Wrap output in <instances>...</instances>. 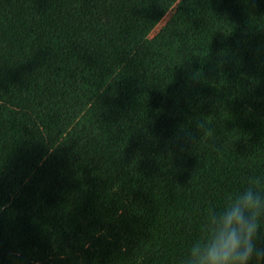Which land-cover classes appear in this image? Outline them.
Wrapping results in <instances>:
<instances>
[{
    "label": "trees",
    "instance_id": "1",
    "mask_svg": "<svg viewBox=\"0 0 264 264\" xmlns=\"http://www.w3.org/2000/svg\"><path fill=\"white\" fill-rule=\"evenodd\" d=\"M180 1L0 0V264H182L264 195V0Z\"/></svg>",
    "mask_w": 264,
    "mask_h": 264
},
{
    "label": "clouds",
    "instance_id": "2",
    "mask_svg": "<svg viewBox=\"0 0 264 264\" xmlns=\"http://www.w3.org/2000/svg\"><path fill=\"white\" fill-rule=\"evenodd\" d=\"M184 144H196L213 135L206 120L196 119L194 130H180ZM248 187L226 197L224 206L209 208L203 234L194 242L182 264H264V195L259 178L249 177ZM2 210V209H0Z\"/></svg>",
    "mask_w": 264,
    "mask_h": 264
},
{
    "label": "rangeland",
    "instance_id": "3",
    "mask_svg": "<svg viewBox=\"0 0 264 264\" xmlns=\"http://www.w3.org/2000/svg\"><path fill=\"white\" fill-rule=\"evenodd\" d=\"M184 0H181L179 5L182 4ZM172 13L168 14L166 16V18L161 22V24L155 29V31L152 33L151 37H153L154 35H156L163 26H165V24L169 21L170 17H171Z\"/></svg>",
    "mask_w": 264,
    "mask_h": 264
}]
</instances>
